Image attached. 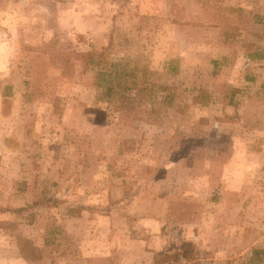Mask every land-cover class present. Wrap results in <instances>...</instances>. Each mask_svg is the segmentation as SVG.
<instances>
[{"label":"rangeland","instance_id":"374dc122","mask_svg":"<svg viewBox=\"0 0 264 264\" xmlns=\"http://www.w3.org/2000/svg\"><path fill=\"white\" fill-rule=\"evenodd\" d=\"M264 264V0H0V264Z\"/></svg>","mask_w":264,"mask_h":264},{"label":"built area","instance_id":"2783aa9c","mask_svg":"<svg viewBox=\"0 0 264 264\" xmlns=\"http://www.w3.org/2000/svg\"><path fill=\"white\" fill-rule=\"evenodd\" d=\"M163 264H212L200 254L194 255L192 259H187L182 255H177L175 258H169Z\"/></svg>","mask_w":264,"mask_h":264}]
</instances>
